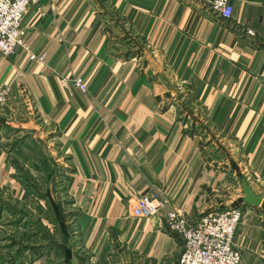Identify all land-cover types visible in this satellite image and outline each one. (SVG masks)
<instances>
[{
  "label": "crops",
  "instance_id": "obj_1",
  "mask_svg": "<svg viewBox=\"0 0 264 264\" xmlns=\"http://www.w3.org/2000/svg\"><path fill=\"white\" fill-rule=\"evenodd\" d=\"M231 4L227 21L200 0H43L29 10L27 47L0 54V84L12 88L0 107V206L3 191L24 196L27 157L30 174H57L69 216L61 200L58 226L50 211L43 232L9 221L0 264H178L184 241L166 211L132 215L153 189L193 221L241 209L240 264H264V0ZM30 138L47 142L37 152ZM242 180L260 206L245 205Z\"/></svg>",
  "mask_w": 264,
  "mask_h": 264
},
{
  "label": "built area",
  "instance_id": "obj_2",
  "mask_svg": "<svg viewBox=\"0 0 264 264\" xmlns=\"http://www.w3.org/2000/svg\"><path fill=\"white\" fill-rule=\"evenodd\" d=\"M43 0H0V54L9 58L20 48H26L24 19L29 10ZM220 20L232 17L231 0H200ZM253 35V32H247ZM29 59L42 62L43 56L29 52ZM72 85L82 92L88 91L87 83L74 78ZM12 88L0 84V107L10 101ZM170 200L160 190L153 189L139 198L132 209L133 217L151 219L166 211L165 222L171 232L184 241V251L178 264H240L241 257L235 249L234 235L243 211L239 208L213 211L199 221H193L180 211L169 210Z\"/></svg>",
  "mask_w": 264,
  "mask_h": 264
},
{
  "label": "rangeland",
  "instance_id": "obj_3",
  "mask_svg": "<svg viewBox=\"0 0 264 264\" xmlns=\"http://www.w3.org/2000/svg\"><path fill=\"white\" fill-rule=\"evenodd\" d=\"M84 81L87 83L86 80H84ZM11 96H12V94H11ZM10 100H11V97H10ZM182 114H184V113H182ZM185 119H188L187 115L185 116ZM190 124H192V123H190ZM188 130L190 133H192V132H194V130H196V128H195V126L190 125V127H188ZM32 133H34V132L32 130H30V133H28V135H30V137H31ZM34 135H37V134L34 133ZM31 138H30V140L29 139L27 140L28 141L27 147L28 148L30 147V149H32L33 147H35V149L36 148L42 149L43 141L46 138L45 139L38 138V140H40V142H41V145H39V143H37V142H32ZM45 142H47V141L45 140ZM45 147H47L46 144H45ZM50 149L52 151H55L56 146L51 145ZM36 151H37V149H36ZM37 152H36V154H38ZM55 161L56 160L52 159V165H54ZM27 162H28V159H27V157H25V160L23 162H21V163H23L22 164V170L24 172L20 173L22 175L18 176L20 183H21V186H22L23 190L25 191L24 196L21 197L19 200H17L15 198V200H17V201H15V200L9 199V198H11L10 194H9V196H7V197L10 201H8L7 197H5V191H3V196H4L3 197L4 198L3 204L4 205L0 206V216H2L4 214V215H8L9 218L3 219L2 223H0V228L2 231V233H0V234L2 236H5V234H8V232H9V231H6L5 229H3V227L5 228L7 225H9V223H8L9 221H12V224H11L12 226L22 228V229L28 231L29 233H30V228L33 229V231L38 232V230H40L41 232H43L44 228H42V226L39 225V223L42 222L41 221L42 217H44V215H47L49 213V211H50V215H52V217H54V214L56 212H57L56 215H60V213H62L61 212L62 209L56 205V201L61 202V200H63V202H67L66 205H64L65 208L63 210L67 211V213H68V209H69L68 205H69L70 201L68 199V196L63 192L61 183L60 182L56 183L57 182L56 179L58 178L57 174L54 173V174H52V176H49L48 174H45L43 176L30 174V171H26V169L28 170V168L25 167ZM27 165L30 168V163H28ZM54 166L56 167V165H54ZM48 177H50V180H48ZM57 180L59 181V179H57ZM47 182H55L53 189L43 190V191H38L37 189H32V188H34L33 187L34 185H39V187H43V184L45 185ZM40 189H43V188H40ZM44 189H45V187H44ZM31 196H32V198H36L39 201L45 200L46 204L47 203L50 204V207H48V206L45 207V206L41 205V203L38 200H35L38 203V205H34L32 202L30 204V197ZM62 215L65 216V213L63 212ZM68 216H69V213H68ZM36 220H37V223H32V221H36ZM52 223L56 224V226L59 225L58 220H55V219H52ZM7 230H10V228H7ZM68 231L73 237H75L74 233L77 231H76V228L74 227V223L72 225H69ZM14 234L15 233H13V236L16 238L17 234H15V235ZM36 236H35V238H37ZM18 238H19V241L21 242V240H20V238H22L21 235H18ZM23 245L24 244H19L18 247L23 246ZM12 246H14V245H12ZM29 247H30V244H29ZM25 250H23V251H25ZM48 258H50L49 260H54V259H56V256L50 255V257H48Z\"/></svg>",
  "mask_w": 264,
  "mask_h": 264
},
{
  "label": "water",
  "instance_id": "obj_4",
  "mask_svg": "<svg viewBox=\"0 0 264 264\" xmlns=\"http://www.w3.org/2000/svg\"><path fill=\"white\" fill-rule=\"evenodd\" d=\"M244 193V203L247 206L258 207L262 203V198L257 196L246 180L241 182Z\"/></svg>",
  "mask_w": 264,
  "mask_h": 264
},
{
  "label": "trees",
  "instance_id": "obj_5",
  "mask_svg": "<svg viewBox=\"0 0 264 264\" xmlns=\"http://www.w3.org/2000/svg\"><path fill=\"white\" fill-rule=\"evenodd\" d=\"M57 213V212H56ZM56 213L54 214V218H56L55 220H57V218H58V215H56ZM48 219H50V218H48ZM52 220V219H51ZM59 221V220H58ZM39 225H41V223H39ZM62 225V224H61Z\"/></svg>",
  "mask_w": 264,
  "mask_h": 264
}]
</instances>
